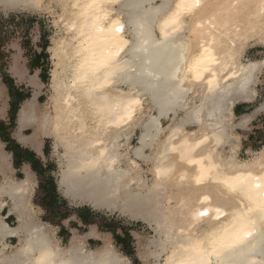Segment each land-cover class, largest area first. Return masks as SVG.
Returning a JSON list of instances; mask_svg holds the SVG:
<instances>
[{
	"label": "bare ground",
	"instance_id": "bare-ground-1",
	"mask_svg": "<svg viewBox=\"0 0 264 264\" xmlns=\"http://www.w3.org/2000/svg\"><path fill=\"white\" fill-rule=\"evenodd\" d=\"M36 2L0 0V9L39 11L44 0ZM56 2L61 32L49 47L50 107L33 139H55L62 194L148 225L155 236L140 243L145 264H264V180L257 179L264 177V144L240 160L235 130L244 121L237 124L233 114L238 101L256 95L264 59L245 62L242 55L250 37L264 44V0H201V9L181 11L176 32L165 27L160 5L172 4L171 15L181 0ZM37 121L36 105L27 101L21 129ZM1 165L0 264H130L108 233L99 248H86L99 235L94 225L61 246L34 211L35 174L26 169L17 180ZM239 236L251 247L241 251Z\"/></svg>",
	"mask_w": 264,
	"mask_h": 264
},
{
	"label": "rangeland",
	"instance_id": "rangeland-1",
	"mask_svg": "<svg viewBox=\"0 0 264 264\" xmlns=\"http://www.w3.org/2000/svg\"><path fill=\"white\" fill-rule=\"evenodd\" d=\"M61 11L62 8L56 2V0H44L42 8L39 11L33 9L4 11L3 9H0V38L2 39V44L0 46V83L4 87L7 104V111L5 116H0V119H4L3 123L5 124V126L4 124H2L1 120L0 126L3 125V127L6 129L5 135H11L12 137L18 139V124L16 123L14 125L13 121L11 120L12 114L11 112H8V101L10 96L8 93V86L3 82V73L8 74L9 76L12 73V75L16 78L14 99L18 102L19 97L24 98V101L19 105L18 113L20 111L21 106L27 101H32V103L36 105V113L38 115L37 125H35L33 128L27 129L25 131V134L29 135L33 132H36V130H38V128H40V126L42 125L46 114L49 111L50 100L52 95V90L50 87L51 73L52 69L54 68V60L51 58L52 56L51 52L49 51V47L52 46L54 38L58 37L59 33L61 32L59 28L60 22L58 21V16ZM56 19L58 22L56 21ZM249 39L246 40L242 60L245 62L263 60L264 44L261 43L257 37L253 36ZM40 53H43L42 58L40 62L36 63V55ZM17 55H20L22 57L23 65H21V68L24 69L23 80H20L13 73V67H17L14 62V58ZM14 72L16 73L17 69ZM262 78H264V65L258 74V80L255 86L256 90L259 89V87L261 86ZM21 82L23 83L22 85H20ZM258 99L259 92L257 91V96L255 97L254 101L250 103V105H254ZM259 116L260 113H257L255 115L253 121L248 126V128H236L235 130V132L237 131V133L241 136V145L237 153V156L240 158V160L251 158V156L254 154V151L259 150L264 144V125L261 123ZM240 119L241 117H236L235 122H238ZM166 124L167 122H164V126H166ZM139 132V127L135 128L134 134L131 138L132 147L138 146ZM40 136H42V144L45 145V153L44 155H40L43 165L45 168L49 166L48 170H51L50 172L52 173L48 174L52 175L51 177L57 181V177L59 175L61 167L59 165L58 155L56 154V152H54L55 139H53L52 136H48V134H41ZM18 141L21 143L19 139ZM0 143L2 144L3 151L9 155V160L11 161L10 152L5 150L4 143L1 140ZM23 145L28 146L27 144ZM11 146H13V144L9 145V147ZM147 153L150 155L152 151L148 150ZM142 166L145 170L142 176L143 179H145L146 181V185H153V176L152 173L149 172L151 163H145L142 164ZM26 167L27 166H24V168H22L24 170V173ZM28 167L30 168L29 165ZM60 194L68 201L69 209L74 210L91 208L93 211H95V213H97V217L95 216V220L99 224L102 238L105 237V232H110L106 227L117 230L118 235L123 239L122 242H118V240L114 238L111 232L108 234H110L115 248L129 258L130 264H145V262L142 260V257L139 255L140 243L143 242L144 244H147V242L155 236V233L151 228H149L148 225L140 221L132 220L126 216H122L118 212L96 210L92 208L89 203H87L86 201L84 202L83 199L77 198L74 199V201L73 199H68L62 194L61 191ZM7 200L9 201L8 198ZM32 205L38 219L41 220L42 211L38 207H35L33 200ZM7 212L8 209L6 208L4 214L6 215ZM9 223L12 226L17 225V221L14 217H11L9 219ZM52 230H54V234L58 239L60 245L67 247L71 238L67 239L69 241H67V243L65 244L62 240H60V238H58L57 229L55 228ZM88 230L89 228L86 227L85 231L87 232ZM96 240L97 241L94 242H91V240L89 243H87V245H85L86 248L89 250H96L97 248H99L102 245V240L101 238H98ZM17 243L18 241L14 240V245H17ZM123 247L125 248V250H123ZM154 262L155 260L153 258H150L148 264H154Z\"/></svg>",
	"mask_w": 264,
	"mask_h": 264
},
{
	"label": "crops",
	"instance_id": "crops-1",
	"mask_svg": "<svg viewBox=\"0 0 264 264\" xmlns=\"http://www.w3.org/2000/svg\"><path fill=\"white\" fill-rule=\"evenodd\" d=\"M14 62H15V64H16V66H17V72L15 73L14 71H13V73H14V75H16L20 80H23V78H24V73H23V70L24 69H22L21 68V65H23L22 64V57L20 56V55H17V56H15V58H14ZM13 62V63H14ZM262 67H263V65H262ZM261 67V68H262ZM261 70V69H260ZM260 70L257 72V74H256V79L258 80V74H259V72H260ZM10 74V73H9ZM10 76L14 79V82H15V77L12 75V73L10 74ZM257 80H256V82H257ZM32 82V81H31ZM16 84V83H15ZM23 83L21 82L20 83V85H22ZM255 86H256V84H254L253 85V88L256 90V88H255ZM0 88H1V94H0V116L2 117V116H5V114H6V111H7V104H6V93H5V90H4V87L2 86V84L0 83ZM9 93V92H8ZM10 96V95H9ZM257 96V90H256V95H255V97ZM255 97L252 99V100H250V101H243V100H241V101H238L236 104H235V106L233 107V114H234V116H235V120H236V117H241V119L238 121V122H236L237 124L238 123H240V122H242V121H244L243 122V124L242 125H237V127L236 128H240V129H246V128H248V126L251 124V122L253 121V119H254V117H255V115L257 114V113H253V118H251L249 121H245V119H246V117H249V115L247 114V110L248 109H250L251 108V106L252 105H250V103L251 102H253L254 101V99H255ZM4 98V99H3ZM10 102H11V97H9V101H8V112H10V108H11V105H10ZM2 103V104H1ZM22 107V106H21ZM21 109V108H20ZM8 112H7V114H8ZM255 114V115H254ZM19 115H20V111H19V113H17V116H18V119H16V123L18 124V134H17V136H18V139L21 141V143L18 141V139H16V138H14V137H12L11 135L9 136V135H5V133H6V129L3 127V125L2 126H0L1 127V129H0V140L4 143V148H5V150L6 151H8L7 149H13V150H11V151H8V152H10V154H11V161L9 160V155L8 154H6V152H4L3 151V149H2V144L0 143V164H2L1 166H2V168H4V170L5 171H7L8 172V174H11L12 175V177L13 178H15V179H17V180H20V179H22L23 177H25V173H24V170L22 169V168H24V166H27L26 168H25V170L26 169H29V170H31L32 168H31V165L29 164V163H23V165L20 167V168H16L15 167V165H14V159H15V155H14V152H16L15 150H14V148H12L13 146H11V147H9V145L10 144H12L13 143V141L14 142H16L17 144H19L21 147H23L24 149H29V150H31V151H33L35 154H36V156H37V158H40L41 159V156L40 155H44V153H45V145L44 144H42V140H41V137L42 136H40V138L38 139V142L37 141H34V139H33V136H34V132L32 133V134H29V135H27V134H25V131L27 130V129H30V128H33V126H31V127H24V129H21V125L19 124ZM243 119V120H242ZM2 122H4V119L3 118H1L0 119ZM263 125H264V122H261ZM4 126H5V124H4ZM239 126V127H238ZM242 126V127H241ZM4 130V131H3ZM21 131V132H20ZM8 132V131H7ZM25 138V139H24ZM25 140V141H24ZM36 142V143H35ZM23 144H27L28 146H24ZM36 144H38L39 145V149L38 148H36ZM6 146V147H5ZM30 146V147H29ZM19 157H21L22 155H20V153H18L17 154ZM41 161H42V159H41ZM28 165L30 166V168L28 167ZM10 171V172H9ZM32 171V170H31ZM14 172V173H13ZM34 174H35V176H34V191L35 192H33L32 193V196H33V199L31 198V202H32V200H33V203H34V205H35V207H38L41 211H42V216H41V221H43L44 223H47V224H49L53 229H57V236H58V238H60V240H62L65 244L67 243V241H69V240H67V238H68V236L70 235V237L68 238V239H72V237H73V235L76 233V234H78V235H80V236H83L85 233H86V231H85V228L86 227H88L89 228V230L91 229V227L93 226V224L92 225H89V226H85L84 224H83V222H82V220L78 217V215L77 214H75L74 212L72 213V215L68 218V219H65V220H63L62 221V226H57V225H54V224H52L51 222H49V221H46L45 220V218L47 217L46 215H48V213H47V210L42 206V201H41V198L45 195L44 193L42 194V195H40V194H38V188H39V186H40V182H39V179H38V176H37V174L34 172V171H32ZM50 173H52V172H50ZM49 176H52V175H50V174H48ZM0 176H1V179H2V177H3V175H2V173L0 172ZM1 181V180H0ZM36 183H37V185H36ZM55 183H56V185H57V192H58V194H57V198L56 199H54V208H55V210L56 209H58L59 207L62 209L63 207H62V205H63V201L64 200H66L64 197H62L61 196V194H60V190H59V187H58V184H57V181L55 180ZM35 185H36V187H35ZM42 196V197H41ZM5 198H7V197H5ZM63 198V199H62ZM67 201V200H66ZM10 205V204H9ZM69 207V205H68V201H67V208ZM7 209H8V206L6 207ZM64 210V209H63ZM5 211H6V209L4 210V212L3 213H5ZM8 213V212H7ZM49 214H50V212H49ZM60 215H62V210H61V212L59 213ZM56 215V214H55ZM57 216V215H56ZM11 217H14V216H11ZM10 217V218H11ZM9 218V219H10ZM15 218V217H14ZM58 218H59V215L56 217V219L58 220ZM9 219H8V222H9ZM16 219V218H15ZM71 223H77L78 224V227L77 228H75V227H72L71 226ZM95 226V228H96V231H97V233L99 234L97 237H91V238H88L87 239V242L89 243L91 240V242H94V241H97L96 239H98V238H101V230H100V227H99V224H95L94 225ZM62 227L64 228V230H63V232H61V230H62ZM88 230V231H89ZM87 231V232H88ZM79 233H82V234H79ZM106 234L107 233H109V232H105ZM70 239V240H71ZM15 240V239H14Z\"/></svg>",
	"mask_w": 264,
	"mask_h": 264
},
{
	"label": "trees",
	"instance_id": "trees-1",
	"mask_svg": "<svg viewBox=\"0 0 264 264\" xmlns=\"http://www.w3.org/2000/svg\"><path fill=\"white\" fill-rule=\"evenodd\" d=\"M2 44V39L0 38V46ZM42 54L40 53L38 55H36V59L35 62L38 63L40 62L41 58H42ZM3 82L8 86V92L9 95L11 97V108H10V112H11V120L13 121L14 125L16 124V119H17V113L19 110V105L24 101L23 97H19L18 102L14 99V90L16 88L14 79L12 77H10L8 74L3 73ZM2 124H4L2 122ZM13 148L16 152H14L15 155V159H14V165L16 168H20L23 163H29L31 165L32 171H34L39 179L40 182V186L37 189L38 190V194L42 195L43 193L45 194L42 198V206L47 210L48 215H46L47 217L45 218L46 221L51 222L54 225L57 226H62V221L65 219H68L72 213L74 212L75 214L78 215V217L82 220L83 224L85 226H89V225H95L98 224V222L95 220L96 219V214L95 211H93L91 208H86V209H69V207L67 208V201L64 200L63 201V205H62V209L59 207L58 209L55 210L54 208V199L57 198V185L55 183V180L48 175V173H50L51 170H48V167H44L43 162L41 161L40 158H37L36 154L29 150V149H24L23 147H21L19 144H17L16 142L13 141ZM8 151H11L13 149H7ZM20 153V155H22L21 157H19L17 154ZM64 209V210H63ZM62 210V215H60L59 213ZM50 212V214H49ZM59 215L58 220L56 219V215ZM96 216V217H95ZM106 220V219H104ZM111 224V223H109ZM72 227L77 228L78 224L77 223H71ZM108 229V231H110L114 238L116 240H118V242H122L123 239L122 237H120L118 235L117 230L115 229H111L109 227H106ZM64 228L62 227L61 232H63ZM109 232V233H110ZM70 237V235L68 236V238ZM67 238V239H68ZM123 250H125V248L123 247Z\"/></svg>",
	"mask_w": 264,
	"mask_h": 264
},
{
	"label": "snow or ice",
	"instance_id": "snow-or-ice-1",
	"mask_svg": "<svg viewBox=\"0 0 264 264\" xmlns=\"http://www.w3.org/2000/svg\"><path fill=\"white\" fill-rule=\"evenodd\" d=\"M35 6L36 7H40L39 0H37V2L35 3ZM172 6L173 5L170 4V3H164V4L160 5V11L164 15H166L168 17L165 20L164 24H165V27L170 30V32L178 31V27L177 26H178V24L182 23L180 21L181 11H189L190 12L192 9H201L202 8L201 0H181V2L179 4L175 5L177 11L176 12H172L171 15H168V13L171 10ZM204 7L210 9L212 7H215V5L209 4V5H205ZM185 19H187V17ZM190 29H191V23H189L188 26L184 29L185 34ZM115 31L116 32H122L123 28L116 27ZM197 63L198 64H202V61H198ZM202 70L203 71H209V69H208L206 64H203ZM257 91L259 92V99L256 101V103L254 105L251 106L250 109L247 110V114L249 115L250 118H253V113H260L259 119H260L261 122H264V78L261 79V86L259 87V89H257ZM248 97L249 98L252 97L251 89L248 91ZM135 102L136 101L133 99L129 103V108H131V105L133 103H135ZM257 179L258 180H264V177H257ZM255 186L257 188L261 187V185L259 183H257ZM200 215L204 216V215H207V213L201 212ZM248 235H251V233H248ZM234 244L240 245L241 246L240 247L241 251H244V250H246V249L251 247L250 244H245L243 236L237 237L234 240ZM261 244L264 245V232H262ZM261 255H264V249H262ZM42 264H47V260L42 258ZM209 264H211V262H209Z\"/></svg>",
	"mask_w": 264,
	"mask_h": 264
}]
</instances>
